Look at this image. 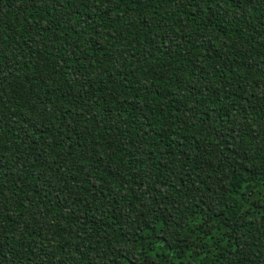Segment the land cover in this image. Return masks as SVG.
<instances>
[{
    "label": "trees",
    "instance_id": "16d2710c",
    "mask_svg": "<svg viewBox=\"0 0 264 264\" xmlns=\"http://www.w3.org/2000/svg\"><path fill=\"white\" fill-rule=\"evenodd\" d=\"M0 264H264V0H0Z\"/></svg>",
    "mask_w": 264,
    "mask_h": 264
}]
</instances>
